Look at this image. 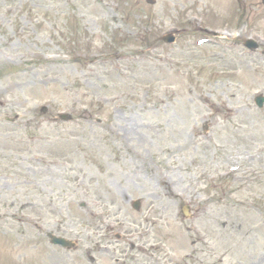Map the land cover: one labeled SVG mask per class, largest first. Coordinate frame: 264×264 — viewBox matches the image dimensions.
Returning a JSON list of instances; mask_svg holds the SVG:
<instances>
[{
	"label": "rangeland",
	"instance_id": "1",
	"mask_svg": "<svg viewBox=\"0 0 264 264\" xmlns=\"http://www.w3.org/2000/svg\"><path fill=\"white\" fill-rule=\"evenodd\" d=\"M244 1L0 0V264H264V59L242 48L264 8ZM200 13L237 37L198 45Z\"/></svg>",
	"mask_w": 264,
	"mask_h": 264
},
{
	"label": "water",
	"instance_id": "2",
	"mask_svg": "<svg viewBox=\"0 0 264 264\" xmlns=\"http://www.w3.org/2000/svg\"><path fill=\"white\" fill-rule=\"evenodd\" d=\"M148 3L150 4H153V0H146ZM162 40L165 42V43H171L174 41V38L170 35H167V36H164L162 38ZM247 45L249 47H254V45L251 43V42H248ZM262 103H263V98L261 96L255 98V104L257 107H261L262 106ZM58 118L62 121H68L70 120V117L68 115H60L58 116ZM138 203L136 202L134 205H133V208L134 209H138ZM50 242L52 244H55V245H61L62 247H70V243L69 242H66L64 239H61V238H56V237H53V236H50Z\"/></svg>",
	"mask_w": 264,
	"mask_h": 264
},
{
	"label": "flooded vegetation",
	"instance_id": "3",
	"mask_svg": "<svg viewBox=\"0 0 264 264\" xmlns=\"http://www.w3.org/2000/svg\"><path fill=\"white\" fill-rule=\"evenodd\" d=\"M238 2H239V0H238ZM241 4L243 5V8L244 9H246V10H249L251 7L250 6H248V4L244 1V0H241ZM250 7V8H249ZM263 8H264V6H262ZM253 8V7H252ZM242 14H243V12H242ZM224 27H225V25H223L221 28L222 29H224ZM261 58H263L264 59V50L261 52Z\"/></svg>",
	"mask_w": 264,
	"mask_h": 264
}]
</instances>
